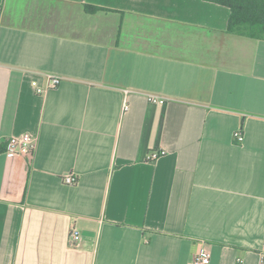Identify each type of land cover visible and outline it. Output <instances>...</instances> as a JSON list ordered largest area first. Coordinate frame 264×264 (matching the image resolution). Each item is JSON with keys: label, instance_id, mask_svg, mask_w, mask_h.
Here are the masks:
<instances>
[{"label": "crops", "instance_id": "1", "mask_svg": "<svg viewBox=\"0 0 264 264\" xmlns=\"http://www.w3.org/2000/svg\"><path fill=\"white\" fill-rule=\"evenodd\" d=\"M229 14L0 0V264H264V39ZM25 133L33 156L7 159Z\"/></svg>", "mask_w": 264, "mask_h": 264}, {"label": "built area", "instance_id": "2", "mask_svg": "<svg viewBox=\"0 0 264 264\" xmlns=\"http://www.w3.org/2000/svg\"><path fill=\"white\" fill-rule=\"evenodd\" d=\"M60 83L59 77H51L49 82V87L54 88ZM147 100L150 104L162 105L165 103V99L148 96ZM128 106L123 104V110H127ZM233 138L240 142L242 140V133L240 130L233 134ZM36 148V139L32 135L25 133L16 137H10L4 148V155L7 159L12 160L16 157H27L31 158ZM166 154L164 149L151 151L147 154L148 161H154ZM62 183L67 186H74L77 184V177L73 173H68L63 175L61 179ZM80 233L79 231L72 227L69 229L68 234V247L75 249L79 246ZM210 260L209 252L205 249L199 251L192 259L190 264H208Z\"/></svg>", "mask_w": 264, "mask_h": 264}, {"label": "trees", "instance_id": "3", "mask_svg": "<svg viewBox=\"0 0 264 264\" xmlns=\"http://www.w3.org/2000/svg\"><path fill=\"white\" fill-rule=\"evenodd\" d=\"M229 9L226 32L251 39H264V0H205ZM85 12L100 9L85 5ZM2 147L0 146V153Z\"/></svg>", "mask_w": 264, "mask_h": 264}]
</instances>
